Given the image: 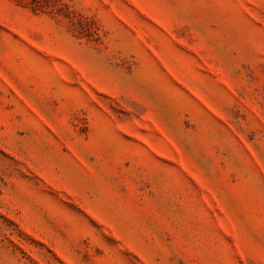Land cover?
I'll return each mask as SVG.
<instances>
[{"label": "rangeland", "instance_id": "rangeland-1", "mask_svg": "<svg viewBox=\"0 0 264 264\" xmlns=\"http://www.w3.org/2000/svg\"><path fill=\"white\" fill-rule=\"evenodd\" d=\"M0 264H264V0H0Z\"/></svg>", "mask_w": 264, "mask_h": 264}]
</instances>
